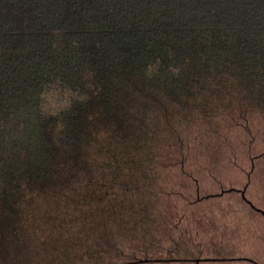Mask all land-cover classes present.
<instances>
[{"label":"trees","instance_id":"16d2710c","mask_svg":"<svg viewBox=\"0 0 264 264\" xmlns=\"http://www.w3.org/2000/svg\"><path fill=\"white\" fill-rule=\"evenodd\" d=\"M260 157L264 0H0V264L217 255L209 211L226 209L205 200L236 192L264 216L246 191Z\"/></svg>","mask_w":264,"mask_h":264},{"label":"rangeland","instance_id":"374dc122","mask_svg":"<svg viewBox=\"0 0 264 264\" xmlns=\"http://www.w3.org/2000/svg\"><path fill=\"white\" fill-rule=\"evenodd\" d=\"M259 145V143H258ZM254 151L258 152V149ZM219 157V156H217ZM209 158L208 165H211V170H213L214 173H218L221 168H218L214 162H212V157ZM221 158H231L232 162L233 159L239 160L240 163L242 162V165L248 168V162L246 161L248 158V155L245 153H242L241 151L238 152L237 157L232 158L229 156L228 153L222 152ZM220 158V159H221ZM261 158V157H260ZM246 159V160H245ZM262 165H261V172L257 170L247 187V195L253 199V201L264 208V157L261 158ZM226 164L223 165V168L226 167L223 171L221 170L223 177L220 179L224 181L225 186H231V183L233 186L236 187H242L243 183L246 181V175L245 172L240 169L238 166L234 165V162L232 164ZM196 174L200 176L201 187L204 189H210L211 191H217V185H215V181L208 180L207 171L203 167H197ZM228 171V172H224ZM225 173L229 174V179ZM186 181V180H185ZM225 194V195H224ZM237 195L236 192H224L223 194L215 195L213 194L212 197L207 198L208 200H205L208 205L211 207H218V206H225L226 212L225 216H221L223 213V209H220L217 211H209L210 212V218H222L219 220V224L223 221L224 234L222 236H226V241H223V247H219L217 251L220 250V252L217 255H211L214 254V251L210 250L211 247L208 245L202 249L203 251L199 252L198 250L189 252L188 257L196 258L190 261H186L183 263H177V264H212L214 263V259L219 260L218 258H230L234 259V257H246L244 259H257L261 262V264H264V216L253 209L252 206L248 205L247 202L242 200L241 198L232 200L230 197H234ZM231 201V203H229ZM259 217V218H256ZM218 222V219H215L213 221V225ZM215 231V230H214ZM215 233V232H214ZM221 236V237H222ZM222 248V249H221ZM198 249V248H197ZM262 254V256H261ZM227 259L224 260L222 263L226 264ZM174 261H144L141 264H175ZM254 264V263H253Z\"/></svg>","mask_w":264,"mask_h":264},{"label":"clouds","instance_id":"9594fccd","mask_svg":"<svg viewBox=\"0 0 264 264\" xmlns=\"http://www.w3.org/2000/svg\"><path fill=\"white\" fill-rule=\"evenodd\" d=\"M157 65H158V62H157ZM170 70L173 72V74H177L178 73V69L172 68ZM146 74L151 75V71L149 70ZM46 96H47V91L41 93V99H42V101L46 98ZM44 110L45 109H44V107L42 105V111H44ZM47 114H49V115H55V113H47Z\"/></svg>","mask_w":264,"mask_h":264},{"label":"flooded vegetation","instance_id":"af4514ba","mask_svg":"<svg viewBox=\"0 0 264 264\" xmlns=\"http://www.w3.org/2000/svg\"><path fill=\"white\" fill-rule=\"evenodd\" d=\"M248 260L253 261L255 264H261V262L259 260L254 259V258H252V259L248 258Z\"/></svg>","mask_w":264,"mask_h":264}]
</instances>
